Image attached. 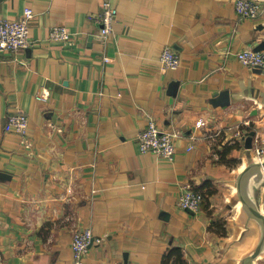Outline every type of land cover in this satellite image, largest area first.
Wrapping results in <instances>:
<instances>
[{
	"label": "crops",
	"instance_id": "obj_1",
	"mask_svg": "<svg viewBox=\"0 0 264 264\" xmlns=\"http://www.w3.org/2000/svg\"><path fill=\"white\" fill-rule=\"evenodd\" d=\"M103 1L0 0V20L36 13L33 45L0 52V264H73L86 228L103 241L83 264H264L250 258L260 229L234 186L248 153L237 126L264 115V70L237 53L264 43V17H241L235 0H113L102 42ZM54 26L74 41L52 40ZM168 46L176 69L160 62ZM18 110L28 142L9 125ZM148 114L179 134L174 160L140 151ZM189 185L210 192L197 213L179 205ZM219 204L235 220L221 222Z\"/></svg>",
	"mask_w": 264,
	"mask_h": 264
},
{
	"label": "built area",
	"instance_id": "obj_2",
	"mask_svg": "<svg viewBox=\"0 0 264 264\" xmlns=\"http://www.w3.org/2000/svg\"><path fill=\"white\" fill-rule=\"evenodd\" d=\"M236 10L243 18L259 19L264 17V0H235ZM36 17V13L31 7L24 9L22 16L16 19L0 20V52L18 53L33 45L30 36V24ZM99 23V40L106 42L108 36L113 32V27L118 18V9L114 6L113 0H104L101 12L95 16ZM76 35L67 26H54L50 30V38L55 41L70 43L74 41ZM238 60L251 68H261L264 70V50L247 48L237 53ZM109 61V57H105ZM160 62L165 69H176L181 63L180 56L171 47H166L160 56ZM40 101L48 99V93L44 89L36 95ZM148 125L138 133L137 139L142 153L151 152L156 156L174 160L176 156L175 141L179 134L174 131L163 130L159 127L156 119L150 114ZM9 125L20 134L24 141L28 142L27 136L30 127L29 117L24 111H16L8 116ZM250 121L242 126H237L236 136L240 140L246 137V130ZM264 141V134L254 135L253 150L255 157L261 158L264 155V148L260 142ZM263 144V143H262ZM264 145V144H263ZM204 201V196L191 185L184 189L180 197V207L192 213H197ZM101 237L95 236L91 228L77 229L73 234L72 249L74 254L73 264H83L84 256L93 244H100Z\"/></svg>",
	"mask_w": 264,
	"mask_h": 264
},
{
	"label": "water",
	"instance_id": "obj_3",
	"mask_svg": "<svg viewBox=\"0 0 264 264\" xmlns=\"http://www.w3.org/2000/svg\"><path fill=\"white\" fill-rule=\"evenodd\" d=\"M255 50H264V43L260 44ZM255 69L262 71L260 68ZM227 94V91L222 94V100L219 102L221 105L230 103ZM260 105L263 110L264 101H260ZM255 134V131H250L245 138L244 146L248 151L253 148ZM251 157L246 159L245 165L238 172L234 186L241 212L248 222L256 223L260 229L258 242L250 254V258L254 260L264 253V209L258 199V192L264 186V158L260 160L254 154Z\"/></svg>",
	"mask_w": 264,
	"mask_h": 264
},
{
	"label": "rangeland",
	"instance_id": "obj_4",
	"mask_svg": "<svg viewBox=\"0 0 264 264\" xmlns=\"http://www.w3.org/2000/svg\"><path fill=\"white\" fill-rule=\"evenodd\" d=\"M247 119H250L251 120V122L249 123L248 126L251 127L252 129L251 130H246V133H247L246 134V137H247V135H248V133L250 131H255L256 132V135H257V133H259L260 135H263L264 134V115L263 116H257L255 113H252L251 112V113H249V116H248ZM243 141L245 143V139ZM262 143L264 144V141ZM262 143L260 142L259 145L264 148V145ZM247 152L248 153L246 154V159L247 158H250L251 155H253V154L255 155L253 148L250 151L247 150ZM263 158H264V155H263V157L261 159H263ZM223 200H226V194H225V192L222 193V201ZM228 200H229V198L227 199V201ZM203 203H204V201H203ZM232 204H234V203H232ZM232 206L234 207V205H232ZM262 207L264 208V206H262ZM219 209L221 210V213H220V215H221V217H220L221 222H228V221H231V220H235V217L234 216H235V213H236L237 209H234V208L231 207L230 209L224 210V205H222V204H219ZM237 230H238L237 228H234L233 234H235L237 232Z\"/></svg>",
	"mask_w": 264,
	"mask_h": 264
},
{
	"label": "trees",
	"instance_id": "obj_5",
	"mask_svg": "<svg viewBox=\"0 0 264 264\" xmlns=\"http://www.w3.org/2000/svg\"><path fill=\"white\" fill-rule=\"evenodd\" d=\"M233 147H234V145H233ZM232 147V148H233ZM197 191H200L202 194H203V196H204V200H205V198L207 197V194L208 193H210V192H206V191H204V190H202V189H199V188H195ZM176 263L177 264H186V262L184 261V260H182V258H181V256H176Z\"/></svg>",
	"mask_w": 264,
	"mask_h": 264
},
{
	"label": "bare ground",
	"instance_id": "obj_6",
	"mask_svg": "<svg viewBox=\"0 0 264 264\" xmlns=\"http://www.w3.org/2000/svg\"><path fill=\"white\" fill-rule=\"evenodd\" d=\"M234 190V189H233ZM239 205H240V203H239ZM238 207V206H237Z\"/></svg>",
	"mask_w": 264,
	"mask_h": 264
}]
</instances>
